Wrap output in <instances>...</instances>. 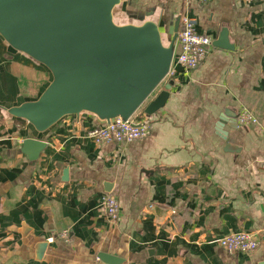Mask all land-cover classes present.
Instances as JSON below:
<instances>
[{
	"label": "crops",
	"instance_id": "obj_1",
	"mask_svg": "<svg viewBox=\"0 0 264 264\" xmlns=\"http://www.w3.org/2000/svg\"><path fill=\"white\" fill-rule=\"evenodd\" d=\"M138 13L160 24L166 45L169 22L179 19L178 32L189 14L212 41L227 28L234 48L212 46L190 73L179 70L149 134L133 142L94 143L88 112L43 132L11 116L6 109L36 100L52 76L0 36V264H103L100 253L118 264H264V0H121L113 17L141 24ZM241 108L257 122L234 126ZM30 137L46 143L33 161L21 152ZM102 194L118 200L116 222ZM238 230L258 248L217 243Z\"/></svg>",
	"mask_w": 264,
	"mask_h": 264
},
{
	"label": "water",
	"instance_id": "obj_2",
	"mask_svg": "<svg viewBox=\"0 0 264 264\" xmlns=\"http://www.w3.org/2000/svg\"><path fill=\"white\" fill-rule=\"evenodd\" d=\"M120 1L0 0V36L13 49L43 64L52 76L36 100L6 109L11 116L43 132L61 118L82 112L103 124L115 117L126 120L139 108L150 117L164 107L174 84L173 80L163 83L179 19L169 22L166 45L160 24L144 20L142 13H138L141 24H118L113 11ZM212 46L234 48L227 28H221ZM223 114L228 116L227 110ZM231 116L237 126L235 114ZM223 122L220 116L218 131ZM45 147V142L30 137L23 140L21 152L33 161ZM67 172L66 168L62 172L64 180ZM35 247L40 259L46 243ZM98 258L103 264L119 261L105 253Z\"/></svg>",
	"mask_w": 264,
	"mask_h": 264
},
{
	"label": "built area",
	"instance_id": "obj_3",
	"mask_svg": "<svg viewBox=\"0 0 264 264\" xmlns=\"http://www.w3.org/2000/svg\"><path fill=\"white\" fill-rule=\"evenodd\" d=\"M197 2H207L209 0H195ZM180 29L177 32L176 44L178 51L174 48L171 65L166 78L176 79L178 74L190 73L206 57L212 48V36L207 32L198 31L196 20L189 14H184L180 18ZM180 70V72H179ZM151 116H147L143 109H138L131 117L124 120L115 117L103 124H98L88 129L85 135L94 143L103 142L126 143L145 138L151 127ZM254 115L246 108H241L236 117L238 126L256 123ZM100 206L103 208L106 218L110 222L119 219L118 200L110 194H102ZM68 231L62 233L66 239ZM217 243L228 252L250 253L258 248L259 240L249 231L238 230L225 234L217 240Z\"/></svg>",
	"mask_w": 264,
	"mask_h": 264
},
{
	"label": "rangeland",
	"instance_id": "obj_4",
	"mask_svg": "<svg viewBox=\"0 0 264 264\" xmlns=\"http://www.w3.org/2000/svg\"><path fill=\"white\" fill-rule=\"evenodd\" d=\"M115 20H116V21H119V19H118V18H115ZM139 109H142V108H139Z\"/></svg>",
	"mask_w": 264,
	"mask_h": 264
}]
</instances>
